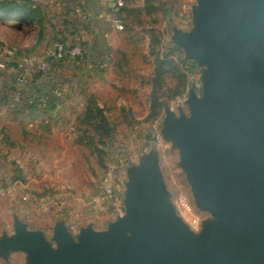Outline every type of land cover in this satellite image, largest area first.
<instances>
[{
	"label": "rangeland",
	"instance_id": "374dc122",
	"mask_svg": "<svg viewBox=\"0 0 264 264\" xmlns=\"http://www.w3.org/2000/svg\"><path fill=\"white\" fill-rule=\"evenodd\" d=\"M31 1L40 9L41 23H0L5 41L1 46H12L19 56L38 57L54 42L70 40L75 31L88 32L80 20L67 19L76 0ZM195 4L196 0H127L124 29L112 28L107 42L95 53L104 62L96 64L97 71L90 77L76 83L75 96L63 116L51 115L54 127L43 121L30 125L11 120L15 110L8 108L10 99L0 95V166L12 173L6 179L21 180L12 195L0 198V237L15 233L16 218L31 230L44 231L47 239L60 219L70 226L91 224L107 229L110 222L127 213L128 170L153 152L175 214L197 233L204 223L216 221L196 204L179 164V150L162 135L168 112L188 114L189 92L202 94L205 66L187 58L173 39L175 29H193ZM86 40L85 36L84 44ZM8 69L14 71L15 67ZM8 73L0 72V80ZM102 114L110 134L100 138L96 126ZM68 127L73 129L72 138L66 134ZM110 169L116 175L122 204L96 211L92 200ZM182 200L191 206V212L184 214L179 208ZM10 256L8 260L0 258V264H26L24 252Z\"/></svg>",
	"mask_w": 264,
	"mask_h": 264
},
{
	"label": "water",
	"instance_id": "95a60500",
	"mask_svg": "<svg viewBox=\"0 0 264 264\" xmlns=\"http://www.w3.org/2000/svg\"><path fill=\"white\" fill-rule=\"evenodd\" d=\"M193 29H175L187 58L205 68L189 113L168 112L162 135L179 150L196 204L214 223L193 231L175 214L155 153L128 170L127 213L105 230L51 238L16 218L0 258L26 264H264V0H196Z\"/></svg>",
	"mask_w": 264,
	"mask_h": 264
},
{
	"label": "built area",
	"instance_id": "2783aa9c",
	"mask_svg": "<svg viewBox=\"0 0 264 264\" xmlns=\"http://www.w3.org/2000/svg\"><path fill=\"white\" fill-rule=\"evenodd\" d=\"M99 4L97 12L92 13L86 5V0H76L71 6L69 21L80 20L87 24L92 18L96 20H108L113 28L117 30L124 29L122 21L123 10L127 5V0H95ZM107 34H105V37ZM85 35L82 31H75L70 40H59L45 49L42 55L37 58L34 56H19L12 47L0 48V69L5 70L11 66L15 67V80L18 84L26 85L33 73L47 77L54 71H60L66 64H80L86 56ZM65 82H55L48 89L43 90L34 97L33 102L39 109L54 110L61 106L65 99ZM47 125L51 126V121L46 119ZM69 138L74 137L72 127L66 129ZM114 170L110 169L101 179V191L92 200V207L96 211L118 208L121 203L118 194V182L115 178ZM20 184L19 180H8L0 178V198L12 195L16 187ZM24 199L28 197L22 195ZM44 204V203H43ZM45 205V204H44ZM179 208L187 214L191 212V206L182 200Z\"/></svg>",
	"mask_w": 264,
	"mask_h": 264
},
{
	"label": "crops",
	"instance_id": "0c3cea01",
	"mask_svg": "<svg viewBox=\"0 0 264 264\" xmlns=\"http://www.w3.org/2000/svg\"><path fill=\"white\" fill-rule=\"evenodd\" d=\"M86 5L92 13L97 12V10L99 9V4L95 0H86ZM19 19L21 18L11 20L5 19V17L3 18L0 16V23L11 26V24L13 25V23L15 21H18ZM86 26H88V32L85 33V36L87 37V40L85 42L86 56L82 63L74 65L68 61L60 71H54L47 77H44L39 73H36L34 76L32 74L29 82L26 85L18 84L16 82V70L10 71V69H0L1 73L9 72L7 75L4 74L2 76V79L0 80V82L2 83V90L0 92V95L9 98L10 100L8 108H10L11 110H15V114L10 115L11 120L32 125L34 123L42 121L47 124L45 120L49 119L52 124L51 126L54 127L51 115L56 113L57 116H63V114L69 107L73 96H75L74 89H76V83L80 81V79L90 77L89 75H91L94 71H97L96 67L99 66V62H104L103 59L99 60V58H96L95 53H97L99 49L101 50L103 44L107 42L106 37L109 36L113 28L108 20H96L94 18H92L91 22H88ZM105 34H107L106 37ZM3 39L4 38H1L0 35V48L4 47L3 45L1 46V44L5 43ZM5 47L12 46L6 45ZM91 54L94 55L91 56ZM39 57L40 56H38L37 58ZM97 63L99 64L96 65ZM55 82H65V99L62 102L61 106H59L58 108L54 110L50 109L42 111L41 109H39L37 104L33 102L34 97L43 90L48 89ZM56 125H59L58 120ZM10 173L11 172L9 170L4 172L3 168H1L0 166V178L6 179V176L10 175ZM66 225L67 228L74 234H76L79 229L83 227L82 225H80L79 227L78 225L70 226L68 222H66Z\"/></svg>",
	"mask_w": 264,
	"mask_h": 264
},
{
	"label": "trees",
	"instance_id": "16d2710c",
	"mask_svg": "<svg viewBox=\"0 0 264 264\" xmlns=\"http://www.w3.org/2000/svg\"><path fill=\"white\" fill-rule=\"evenodd\" d=\"M147 1V0H146ZM149 1V0H148ZM39 7L35 6L31 0H0V16L5 19H19V23L25 21L41 23L42 18ZM15 21L14 23H16ZM160 64H164L161 61ZM155 107V104L152 105ZM107 118L102 114L100 117V124L96 126L101 131L100 138L108 136L110 134V127ZM14 180H20L19 177H15ZM21 181V180H20Z\"/></svg>",
	"mask_w": 264,
	"mask_h": 264
}]
</instances>
